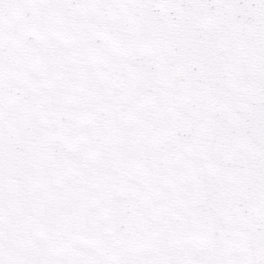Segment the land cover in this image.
Returning <instances> with one entry per match:
<instances>
[{
	"label": "snow or ice",
	"instance_id": "6c2138e0",
	"mask_svg": "<svg viewBox=\"0 0 264 264\" xmlns=\"http://www.w3.org/2000/svg\"><path fill=\"white\" fill-rule=\"evenodd\" d=\"M0 264H264V0H0Z\"/></svg>",
	"mask_w": 264,
	"mask_h": 264
}]
</instances>
